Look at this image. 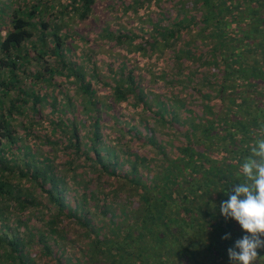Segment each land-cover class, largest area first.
<instances>
[{
	"label": "trees",
	"instance_id": "1",
	"mask_svg": "<svg viewBox=\"0 0 264 264\" xmlns=\"http://www.w3.org/2000/svg\"><path fill=\"white\" fill-rule=\"evenodd\" d=\"M99 1L135 21L99 24L92 42L112 39L127 54L109 58L94 86L65 27L99 2L0 0V264H234L228 249L247 233L220 205L264 136V0ZM31 57L37 85L26 90ZM58 75L74 79L85 117L75 96L43 90ZM97 87L118 121L113 143ZM43 121L50 130L32 129Z\"/></svg>",
	"mask_w": 264,
	"mask_h": 264
},
{
	"label": "rangeland",
	"instance_id": "2",
	"mask_svg": "<svg viewBox=\"0 0 264 264\" xmlns=\"http://www.w3.org/2000/svg\"><path fill=\"white\" fill-rule=\"evenodd\" d=\"M5 3H7L8 6L12 4L14 0H2ZM99 2V5L96 8L95 12H92L86 19V21H71L69 20L68 25L65 27L66 30L69 28L71 29V32L69 34L72 39L68 44H70V49L73 50V53L75 54L74 56V61L78 63V65L81 67V69L84 71V76L85 78L89 79L94 86H98L99 81H97L98 78H103L105 75L108 74V60L109 58H113L116 53H118V56L121 55H126L127 52L124 49V46L122 45H117V43L112 40H101L97 43L92 42V40L95 38L97 32L100 30V26L102 22H105L109 24V27L112 30L118 29L121 26H132L134 24L135 19L134 18H129L126 16H123L122 18L118 19L119 17L115 15H111L110 13H104L103 8H105V5L101 4L99 0H94L93 4ZM8 10V8H7ZM0 19H2V16H0ZM4 19L6 17L4 16ZM104 19V20H103ZM126 24V25H125ZM8 27L7 22L0 21V34H3L5 30ZM34 51H31L33 53ZM133 57V56H131ZM92 60H91V59ZM93 66V67H92ZM35 61L31 57L30 60L25 64V76L23 74L21 84L24 86L26 90L28 89H35L36 88V81L32 79V72L35 70ZM95 67V69H94ZM96 71L97 73V78L92 73V70ZM143 79H148L151 77L149 72L145 70L143 73ZM4 85V84H3ZM42 88L43 90H50L52 93L56 92L57 95H60V93H67L69 95L75 96V105L79 109V112H76V115L78 118H83L84 113L81 112L82 107L80 108V102L78 98V94L75 93L76 90V84L74 83L73 78H68L67 76L63 75H58L54 76L52 78V84H46L42 83ZM0 94L1 91H0ZM7 96L12 97L16 94V91L14 90H7L5 93ZM61 94V95H62ZM96 94L98 95V98L101 102L102 108L100 109V126H101V133L103 135V138L107 141H110V143L114 142V136L117 134L116 132V119L112 118V115L110 113V109L106 106L108 105L110 100L107 98V93L102 91V89L96 88ZM4 95V94H3ZM78 98V99H76ZM60 100V99H59ZM108 102V103H107ZM41 107V112L44 116H47L49 119H53L56 111H51L50 106L47 101H43L40 105ZM103 111H106L104 113ZM31 113V112H30ZM67 112L65 113V116ZM116 114L118 115V111L116 110ZM85 117V115H84ZM17 118V116H16ZM65 118V117H64ZM82 121V120H81ZM118 122V121H117ZM42 125L39 127L37 125H31L32 129L37 131L41 130V132H45L51 129L50 123H46L45 121L40 122ZM12 127L15 128L14 133L18 131H22L24 128L21 126V119L18 118L16 121H13ZM79 131L81 135L85 134V131L88 128V123H84L82 121L81 123H78ZM64 131H56L52 133V136L57 138L58 135L62 137ZM4 140V139H2ZM36 142L35 139H26L21 138L18 140L19 144L26 143L28 146L33 145L32 143ZM40 145H36L34 147V154H37L38 151L40 150ZM51 149V147H49ZM49 154L50 157H47V159L52 158V154ZM58 162V159H55Z\"/></svg>",
	"mask_w": 264,
	"mask_h": 264
},
{
	"label": "clouds",
	"instance_id": "3",
	"mask_svg": "<svg viewBox=\"0 0 264 264\" xmlns=\"http://www.w3.org/2000/svg\"><path fill=\"white\" fill-rule=\"evenodd\" d=\"M240 172L244 181L232 193H225L229 198L220 205V212L237 221L247 234L228 249V256L234 264H256L258 260L260 264L264 259L258 255V249H264V136L255 142Z\"/></svg>",
	"mask_w": 264,
	"mask_h": 264
}]
</instances>
